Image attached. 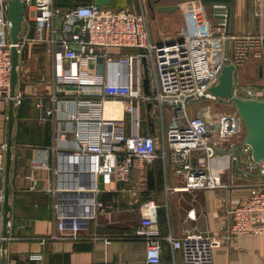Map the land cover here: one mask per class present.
I'll use <instances>...</instances> for the list:
<instances>
[{
  "label": "built area",
  "instance_id": "obj_1",
  "mask_svg": "<svg viewBox=\"0 0 264 264\" xmlns=\"http://www.w3.org/2000/svg\"><path fill=\"white\" fill-rule=\"evenodd\" d=\"M25 3L23 30L29 35L17 44L21 53L23 42L49 43L72 60V69H63L60 84L77 87L74 99L94 96L93 100H80L88 109V122L79 128L76 148L90 158L89 171L96 178L105 176L118 182L129 181L134 169H145L162 159L170 165L173 173L181 177L182 186L176 190L219 189L228 187L223 181L230 162L240 163L238 150L250 157L243 170L264 177V160L255 162L251 147L244 143L246 130L235 111H218V106L230 104L228 99L216 97L211 89L218 85L225 66L233 64L236 70L251 57L264 61V0H255L259 29L242 34L226 29V22L219 27L194 25L177 35H161L156 40L144 0L137 4L117 9L110 5L98 6L94 0L77 4L66 10L58 7L56 0H21ZM183 7V5H181ZM226 7V6H216ZM9 0H0V100L21 105L29 96L16 92L12 95L13 46L10 38L11 21L8 17ZM60 17L69 38H60L56 19ZM194 18V19H193ZM226 21V18H222ZM201 20V19H200ZM79 28L77 31L76 29ZM144 49L118 60H107L108 75L93 72H78L79 65L89 66L98 61L110 49ZM145 56L150 74L151 93H144L145 68L141 65ZM124 66L128 72L126 82H114L110 71ZM138 65V66H137ZM234 93L243 98H264V89L249 85H235ZM39 108L43 100L37 98ZM108 100H120L126 112L134 113L140 103H152L165 123L163 139L158 145L151 135L126 132L125 121L104 119L101 109ZM228 106V105H227ZM52 114V110H46ZM73 119L77 115L72 114ZM7 143L0 144V242L4 218ZM46 166V165H43ZM97 192L66 210L58 201L57 225L47 240H78L89 221L95 218L104 204L97 200ZM160 204L155 199L139 206L141 230L136 238L146 242V257L143 264H161L163 240H168L174 251L182 253L181 264H215L214 252L226 242L246 236H264V181L252 187L249 195L228 211L229 225L220 235L191 234L162 237L156 231ZM0 249V264H1ZM32 259L41 262L42 255L33 254ZM8 264H17L11 260ZM174 264H180L175 262Z\"/></svg>",
  "mask_w": 264,
  "mask_h": 264
},
{
  "label": "crops",
  "instance_id": "obj_2",
  "mask_svg": "<svg viewBox=\"0 0 264 264\" xmlns=\"http://www.w3.org/2000/svg\"><path fill=\"white\" fill-rule=\"evenodd\" d=\"M135 2L113 0L110 6L122 9ZM56 3H60L59 0ZM160 4L175 5L166 0H161ZM230 7L235 17L234 33L259 29L257 17L252 16L254 7L256 10L253 0H235ZM185 8L183 5L168 12H151L147 8L156 40L161 35H177L193 27L194 21L185 13ZM202 18L205 25L215 27L225 22L216 18L214 10ZM56 27L60 38H69L70 32L64 28L60 17L56 19ZM29 34L26 29L22 31L23 37ZM58 52L49 43L26 41L20 53L16 92L30 98L21 105L14 104L12 162L9 180L7 172L4 179L5 189L7 180L10 189L11 212L7 236L0 242L2 249L3 241H6V264L11 260H16L17 264H39L38 260L31 258L33 254L42 255L43 264H143L146 242L136 235L141 230L139 206L149 199L160 204L156 231L162 237L170 234L175 237L220 235L230 223V208L245 199L253 186L264 181L259 174L243 170L249 155L239 149L241 164L233 161L229 166L225 164L228 168L223 176L228 185L226 188L176 190L183 181L162 159L144 170L134 169L127 182L99 176L95 185L89 171L90 158L75 145L77 135L83 131L79 127L86 124L85 121L90 127L94 126L87 118L90 115H86L91 114L92 106L81 108L79 101L93 100L94 96H81L75 101L77 87L60 84L61 71L72 69L73 64ZM136 53L139 50L133 48L110 49L107 55L100 53L102 57L89 66L79 65L78 72L86 70L107 79V60H118ZM113 72L110 71L109 75L112 81L126 82V67L115 68L118 76ZM235 85L264 89V61L251 57L236 70ZM37 98L43 100V108L37 106ZM9 104L0 100V144L8 140ZM148 104L140 103L134 113H129L122 101L108 100L102 106L101 116L121 119L125 121L127 134L151 135L160 145L165 123L158 110L154 106L149 109ZM46 110L53 113L49 115ZM72 114L78 118L73 119ZM96 190L97 200L104 204V208L89 221L81 239L41 242V238L50 236L56 229L58 201L66 210H71L70 205L90 198ZM3 229L2 226V236L5 237ZM162 245L161 264L183 262L182 253L174 251L168 240H163ZM214 261L215 264H264V236H246L226 242L215 250Z\"/></svg>",
  "mask_w": 264,
  "mask_h": 264
},
{
  "label": "water",
  "instance_id": "obj_3",
  "mask_svg": "<svg viewBox=\"0 0 264 264\" xmlns=\"http://www.w3.org/2000/svg\"><path fill=\"white\" fill-rule=\"evenodd\" d=\"M254 4H255V0ZM98 6H108L113 0H94ZM181 5H159L157 11L168 12L180 9ZM25 3L21 0H9L8 17L11 21L10 38L13 46V74H12V95L16 93V87L19 80V60L20 53L17 44L23 41V21H24ZM255 9V7H254ZM253 9L252 16L256 17V10ZM154 12V11H153ZM216 18H226V29L230 32L235 28V17L233 9L230 6L218 7L215 10ZM77 31L79 28L76 29ZM140 54H145L144 49H139ZM142 64L145 68L143 88L146 95L151 93L150 74L148 63L145 56L142 57ZM236 67L233 64L224 67L219 79L218 85L211 89V92L218 98L228 99L234 105L235 112L241 118L246 134L244 143L251 147L252 158L255 162L264 160V100L255 98H243L234 93L235 88ZM149 109L153 107L152 103L148 104ZM151 119V116H149ZM14 102L10 101L8 116V140H7V179L9 180L10 167L12 162L13 147V130H14ZM8 180L5 189L4 201V218H3V234L7 236V226L10 221L11 207L9 205L10 189ZM1 264H6V241L2 244Z\"/></svg>",
  "mask_w": 264,
  "mask_h": 264
},
{
  "label": "rangeland",
  "instance_id": "obj_4",
  "mask_svg": "<svg viewBox=\"0 0 264 264\" xmlns=\"http://www.w3.org/2000/svg\"><path fill=\"white\" fill-rule=\"evenodd\" d=\"M144 1L147 6V0ZM160 1L161 0H151V3L154 5L155 10H157L156 9L157 6L161 5ZM166 1L169 3H173L175 5H184L186 7L185 11H187L185 12L186 14H190L193 17H200V18H195V21H198L195 23V26H198L199 28L204 27L203 25L204 20L202 17L212 12V10H214L216 6H233L235 2V0H166ZM59 2L60 3H58V5H60L61 9L66 10L74 5L81 3V0H59ZM134 4L137 3L135 2ZM217 109L218 111H222V112L235 111L234 105L232 103L226 104L224 106L223 105L218 106Z\"/></svg>",
  "mask_w": 264,
  "mask_h": 264
},
{
  "label": "flooded vegetation",
  "instance_id": "obj_5",
  "mask_svg": "<svg viewBox=\"0 0 264 264\" xmlns=\"http://www.w3.org/2000/svg\"><path fill=\"white\" fill-rule=\"evenodd\" d=\"M147 8H148L149 11H151V12L155 11V7H154V5L151 3V0H147Z\"/></svg>",
  "mask_w": 264,
  "mask_h": 264
},
{
  "label": "trees",
  "instance_id": "obj_6",
  "mask_svg": "<svg viewBox=\"0 0 264 264\" xmlns=\"http://www.w3.org/2000/svg\"><path fill=\"white\" fill-rule=\"evenodd\" d=\"M91 2H93V0H81V3H79V4H87V3H91Z\"/></svg>",
  "mask_w": 264,
  "mask_h": 264
}]
</instances>
